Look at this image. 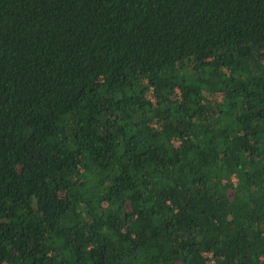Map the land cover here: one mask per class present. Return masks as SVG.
<instances>
[{"label": "trees", "instance_id": "obj_1", "mask_svg": "<svg viewBox=\"0 0 264 264\" xmlns=\"http://www.w3.org/2000/svg\"><path fill=\"white\" fill-rule=\"evenodd\" d=\"M0 264H264V0H0Z\"/></svg>", "mask_w": 264, "mask_h": 264}]
</instances>
